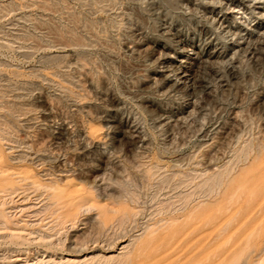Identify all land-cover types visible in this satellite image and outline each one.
Here are the masks:
<instances>
[{"label": "rangeland", "instance_id": "374dc122", "mask_svg": "<svg viewBox=\"0 0 264 264\" xmlns=\"http://www.w3.org/2000/svg\"><path fill=\"white\" fill-rule=\"evenodd\" d=\"M2 226L0 264H264V0H0Z\"/></svg>", "mask_w": 264, "mask_h": 264}, {"label": "bare ground", "instance_id": "6f19581e", "mask_svg": "<svg viewBox=\"0 0 264 264\" xmlns=\"http://www.w3.org/2000/svg\"><path fill=\"white\" fill-rule=\"evenodd\" d=\"M211 57V55H210ZM209 57V58H210ZM15 175H18V174H14ZM13 176V175H12ZM23 201L21 202H24V197H22ZM35 207H37V203H33V204H23L21 205V207H18L16 208L15 210V214L16 215H21L22 213H24L25 211L28 212V214H34L35 213ZM29 216V215H28ZM9 230L6 228V226H2L0 228V235L2 234H6L8 233ZM13 232V234H26L30 239H32V241H39V237H33L32 234H35V233H31V232H26L25 230H14V231H11ZM128 247L127 246H124L121 250H124ZM106 255H103V256H97V257H85L84 259H79V257H75V256H68L67 258H62L59 262L60 264H87L89 261L93 260V259H104L105 261H111V260H114L116 259L117 257L116 256H108V253H106ZM29 259L28 258H24V257H21V256H16V258L13 260V262L15 264H29ZM39 262V261H37Z\"/></svg>", "mask_w": 264, "mask_h": 264}]
</instances>
